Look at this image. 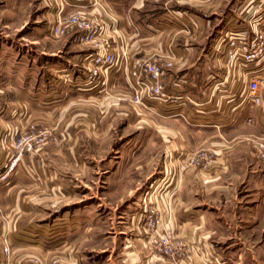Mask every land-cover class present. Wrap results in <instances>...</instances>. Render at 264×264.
I'll return each instance as SVG.
<instances>
[{"label": "crops", "instance_id": "1", "mask_svg": "<svg viewBox=\"0 0 264 264\" xmlns=\"http://www.w3.org/2000/svg\"><path fill=\"white\" fill-rule=\"evenodd\" d=\"M53 1L52 21L80 11L127 54L107 72L108 93L85 86L90 49L76 32L42 41L50 62L0 61V243L11 248L1 264H166L144 234L145 196L193 246L190 264L264 263V62L261 96L245 103L246 73L227 75L218 50L232 30L264 28V0ZM142 60L174 64L164 83L184 105L131 104ZM40 127L57 143L10 170L16 141ZM199 149L214 152L212 166L181 171Z\"/></svg>", "mask_w": 264, "mask_h": 264}, {"label": "built area", "instance_id": "2", "mask_svg": "<svg viewBox=\"0 0 264 264\" xmlns=\"http://www.w3.org/2000/svg\"><path fill=\"white\" fill-rule=\"evenodd\" d=\"M50 32L56 38L71 32L77 33L79 44L90 49L89 54L85 56L88 60L85 86L90 90L108 93L107 72H116L127 53L125 50L112 48L102 40L104 25L74 11L66 17H61L54 26L50 27ZM221 43L218 50H222L226 57V74L230 75L236 68L242 69L248 77L244 101L256 102L263 90L262 76L256 71L259 63L264 62L263 26L260 21H255L242 30H232L221 39ZM173 67L172 62L159 63L146 60L136 62L131 71L134 89L131 104L137 109H149L150 104L157 103L167 110L184 105L187 98L171 94L164 83V77ZM180 114L183 115L182 112ZM57 141L51 130L28 131L16 141L9 169H14L24 156ZM214 158L215 154L211 150L192 152L184 168L189 166L206 170L212 166ZM257 158L264 165V143L258 144ZM7 175L0 171V185L7 179ZM142 221L144 234L154 255L163 259L166 264H190L194 261L193 246L176 234L171 227L170 215L163 216L156 205H150L144 209ZM2 250L5 256L11 255L8 243H5ZM58 263V260L53 262V264ZM213 263L218 264L216 260Z\"/></svg>", "mask_w": 264, "mask_h": 264}, {"label": "rangeland", "instance_id": "3", "mask_svg": "<svg viewBox=\"0 0 264 264\" xmlns=\"http://www.w3.org/2000/svg\"><path fill=\"white\" fill-rule=\"evenodd\" d=\"M43 1L44 0H0V61L2 63L7 64L8 66H11L12 64V66L15 67V63H21L22 60L27 62L30 58L32 59V57L39 58L38 64L42 63L44 60L48 62L51 61V59H49L47 56L41 55L44 45L42 41L47 38V43L57 42L64 39L67 35L60 38H56L52 35L50 32V27L54 26L57 21H52L50 10L56 5V1L45 0L46 3ZM121 1L123 0H119L118 3ZM89 19L93 20L94 18L89 17ZM79 45L84 47L81 44ZM5 68V65L2 66V73L4 76H9L11 72L9 70H5ZM46 71L47 70H41L40 68H37L34 72L36 77H41ZM39 129H42V127ZM39 129L34 128L35 131ZM201 150L203 149H199L197 151ZM184 165L185 164L181 166V171H185L186 168H184ZM140 204H142L140 208L142 213L147 206L154 205L148 200L146 196L142 198ZM102 233L104 237V231ZM5 243V241L0 243V253L3 251L2 249L4 248ZM96 246L98 248L104 247L103 242L98 243ZM9 257L10 256H5L2 252L0 264L3 262V260L8 259ZM55 260H53V262ZM244 264L253 263L248 262Z\"/></svg>", "mask_w": 264, "mask_h": 264}]
</instances>
